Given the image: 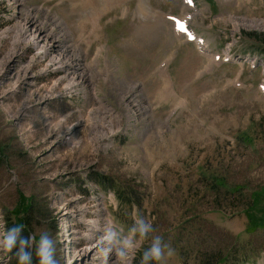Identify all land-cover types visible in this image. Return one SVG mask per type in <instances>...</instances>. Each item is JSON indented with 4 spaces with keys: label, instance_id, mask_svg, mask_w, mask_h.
<instances>
[{
    "label": "rangeland",
    "instance_id": "rangeland-1",
    "mask_svg": "<svg viewBox=\"0 0 264 264\" xmlns=\"http://www.w3.org/2000/svg\"><path fill=\"white\" fill-rule=\"evenodd\" d=\"M192 1L0 0V232L24 217L57 264H103L79 252L135 206L134 264L154 236L161 264H264V0Z\"/></svg>",
    "mask_w": 264,
    "mask_h": 264
},
{
    "label": "clouds",
    "instance_id": "clouds-1",
    "mask_svg": "<svg viewBox=\"0 0 264 264\" xmlns=\"http://www.w3.org/2000/svg\"><path fill=\"white\" fill-rule=\"evenodd\" d=\"M137 209L133 206V226L128 229V235L120 237L118 232L113 229V221L109 218L105 219L104 234L99 238L105 243L103 249L104 261L107 264V255L114 251V264H129L133 250L142 243L150 232L153 226L150 220L137 215ZM82 223L95 224L92 218H80ZM22 225H15L0 232V253L11 254L17 258V264H32V247L35 241V256L38 258V264H57L54 259L55 246L54 240L44 232L37 236H29L24 238L20 235ZM138 236L137 241H133L132 237ZM80 237L91 239V233L88 230H83ZM167 249V251H165ZM99 252L100 249H97ZM173 250L163 242L160 236H154L151 239L149 246L142 253V264H148L152 261L153 264H161L165 255H172ZM96 258V253L93 254V259Z\"/></svg>",
    "mask_w": 264,
    "mask_h": 264
},
{
    "label": "bare ground",
    "instance_id": "bare-ground-1",
    "mask_svg": "<svg viewBox=\"0 0 264 264\" xmlns=\"http://www.w3.org/2000/svg\"><path fill=\"white\" fill-rule=\"evenodd\" d=\"M186 3H187V5H190L189 4V2L188 1H186ZM190 19V15L189 14H186L185 15V17H183V21L185 22V23H187L188 24V20ZM92 20V19H91ZM90 20V21H91ZM174 30H175V32H176V34L178 35V36H181L183 33H188L189 32V29H183L182 27H179L178 25H176L175 24V22H174ZM194 34V33H193ZM186 39H187V37H186ZM192 39H194L193 41H195V42H197V44L199 45V46H202V47H205L206 46V42H205V40L203 39V38H201L199 35H197V34H194V37L192 38ZM53 40V39H52ZM67 52V49H65L64 48V50L63 51H61V55L63 56L65 53ZM65 57V56H64ZM79 57V56H78ZM55 59V58H54ZM74 59H77V58H74ZM56 63L58 64V65H60V67H62V68H64L65 70H67L68 69V71L69 72H71L72 74H71V76H72V80L73 81H75V80H78V82L80 81L79 80V78L80 79H82L83 80V78H84V74H83V71L82 72H76V71H73L72 69H70L71 68V66L73 67H77L78 66V63L77 62H74V60L73 59H70V58H66V59H62L61 58V56H59V57H56ZM59 67V66H58ZM67 71V72H68ZM67 77V76H66ZM84 81V80H83ZM71 83V82H70ZM70 87H72V84L70 85ZM100 236H97L96 237V241H94L93 243H91V245H89L88 247H86V248H84L83 250H81L80 252H79V257H78V259H80V260H86V258H88V257H86V256H88V255H90V254H94V253H96V254H98V251H97V249H104V247L106 246L105 245V243L103 242V241H101L100 239ZM102 252V251H101ZM90 257V256H89ZM102 259V258H101ZM115 259H116V257L114 256V259H112L111 261H112V263L111 264H114V262H115Z\"/></svg>",
    "mask_w": 264,
    "mask_h": 264
},
{
    "label": "trees",
    "instance_id": "trees-1",
    "mask_svg": "<svg viewBox=\"0 0 264 264\" xmlns=\"http://www.w3.org/2000/svg\"><path fill=\"white\" fill-rule=\"evenodd\" d=\"M98 178H99L98 179L99 183H101L102 185L110 184V181L107 178H103L101 176H99ZM253 196L254 197L252 198V203H251L252 206L254 205V203H257L258 202V200L260 199L261 195L260 194H257L255 192L253 194ZM118 198L121 201L125 202V203L131 202V199L130 198L124 196V193H122V194L118 193ZM247 211H246V213H247ZM247 216H248V222H249V224H252L253 223V225L257 226V223H255V220L253 218V215L251 213H247ZM260 221H262V219H258L257 220V222H260ZM18 225H22V227H21V233H20V235L22 237L28 238L29 236H31V234H32L31 225H30V222L26 218L22 217L21 218V223L18 224ZM31 251L33 253V255H32V264H38V258L35 256V243H34L32 249H31ZM12 260H13L14 263L17 264V258L15 256H12Z\"/></svg>",
    "mask_w": 264,
    "mask_h": 264
},
{
    "label": "snow or ice",
    "instance_id": "snow-or-ice-1",
    "mask_svg": "<svg viewBox=\"0 0 264 264\" xmlns=\"http://www.w3.org/2000/svg\"><path fill=\"white\" fill-rule=\"evenodd\" d=\"M189 2H190V0H189Z\"/></svg>",
    "mask_w": 264,
    "mask_h": 264
}]
</instances>
